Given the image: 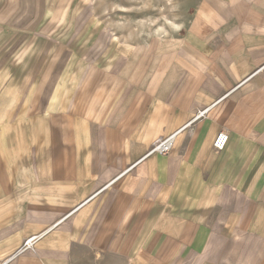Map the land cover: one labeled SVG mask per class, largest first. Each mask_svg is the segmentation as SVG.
I'll return each mask as SVG.
<instances>
[{
    "label": "crops",
    "instance_id": "obj_1",
    "mask_svg": "<svg viewBox=\"0 0 264 264\" xmlns=\"http://www.w3.org/2000/svg\"><path fill=\"white\" fill-rule=\"evenodd\" d=\"M76 5L0 0L11 264H264V0H196L132 36L80 26Z\"/></svg>",
    "mask_w": 264,
    "mask_h": 264
},
{
    "label": "rangeland",
    "instance_id": "obj_2",
    "mask_svg": "<svg viewBox=\"0 0 264 264\" xmlns=\"http://www.w3.org/2000/svg\"><path fill=\"white\" fill-rule=\"evenodd\" d=\"M195 2L196 0H77L78 7L74 10L83 19L80 26H89L91 32L111 31L132 36L148 32L155 33L158 25L163 28L166 26L167 19L175 22L186 20L190 17ZM3 123L4 121H0V127H5ZM5 203L6 201H0V205L4 206ZM19 218H21L19 207L13 206L12 212L7 211L0 215V227L11 221L15 222ZM25 240L13 255L33 251L32 247H24ZM6 250L5 243L0 241V264H11L12 255H9ZM96 257L95 254H89L85 257L70 259L67 264H100V258Z\"/></svg>",
    "mask_w": 264,
    "mask_h": 264
},
{
    "label": "built area",
    "instance_id": "obj_3",
    "mask_svg": "<svg viewBox=\"0 0 264 264\" xmlns=\"http://www.w3.org/2000/svg\"><path fill=\"white\" fill-rule=\"evenodd\" d=\"M205 111L206 110H202V111H199L195 118H199V117H203L205 115ZM191 126V122L187 123L186 125H184L181 129H179L178 131H176V133H173L169 136H166V137H162V138H159V139H156L148 153L151 154V153H158V154H162V155H165V154H168L171 150V147H172V144H173V141H174V138L177 134V132H179L180 130L184 129L185 127H190ZM228 141V133L227 131L225 130H221L219 131L213 142H212V146L214 148V150L216 151H220L222 150L226 143ZM35 239V236H32V237H29L27 238L25 241H24V247L26 248H31L32 247V244H33V241Z\"/></svg>",
    "mask_w": 264,
    "mask_h": 264
},
{
    "label": "bare ground",
    "instance_id": "obj_4",
    "mask_svg": "<svg viewBox=\"0 0 264 264\" xmlns=\"http://www.w3.org/2000/svg\"><path fill=\"white\" fill-rule=\"evenodd\" d=\"M175 23H176L175 21H172V20L167 19L166 22H165V25H174ZM161 29H163V26L158 25L157 28H156V31H159Z\"/></svg>",
    "mask_w": 264,
    "mask_h": 264
}]
</instances>
